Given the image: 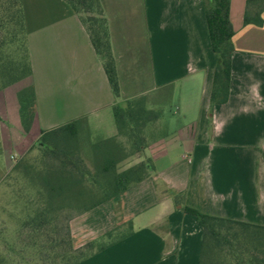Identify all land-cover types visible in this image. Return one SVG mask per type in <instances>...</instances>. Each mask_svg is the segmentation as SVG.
Returning <instances> with one entry per match:
<instances>
[{
  "label": "crops",
  "instance_id": "obj_1",
  "mask_svg": "<svg viewBox=\"0 0 264 264\" xmlns=\"http://www.w3.org/2000/svg\"><path fill=\"white\" fill-rule=\"evenodd\" d=\"M247 1H231L230 98L212 107L217 55L203 0H99L119 96L80 15L65 0H24L33 73L0 90V180L44 132L86 119L92 141L118 137L114 107L140 97L160 112L144 150L124 161L146 162L148 178L72 224L74 241L118 228L126 237L79 264H199L204 230L175 194L204 214L264 226V25L244 24Z\"/></svg>",
  "mask_w": 264,
  "mask_h": 264
},
{
  "label": "trees",
  "instance_id": "obj_2",
  "mask_svg": "<svg viewBox=\"0 0 264 264\" xmlns=\"http://www.w3.org/2000/svg\"><path fill=\"white\" fill-rule=\"evenodd\" d=\"M65 1L80 15L102 59L109 83L119 96L108 24L99 0ZM231 1L203 0L212 48L217 55L212 107L226 104L230 98L236 34L230 18ZM263 14L264 0H248L244 24L263 26ZM32 73L24 0H0V90L29 78ZM32 95V89L18 94L26 131L30 129ZM159 117L160 112L149 109L147 99L140 97L114 107L118 137L92 141L86 119L43 133L36 147L43 152L44 166L37 173L39 192L32 201L38 209L35 216L23 224L18 237L27 247L31 240V247L39 249L40 254L67 244L70 250L54 259L44 254L41 264H79L126 237L118 228L105 235L109 242L96 240L77 248L71 221L148 178L151 169L146 162L125 170H121L120 165L129 155L144 150V129ZM119 138L127 140L131 153ZM174 200L177 207L194 215L204 230L199 264H264V226L204 214L187 207L183 194H175ZM63 233L66 239L60 238Z\"/></svg>",
  "mask_w": 264,
  "mask_h": 264
},
{
  "label": "rangeland",
  "instance_id": "obj_3",
  "mask_svg": "<svg viewBox=\"0 0 264 264\" xmlns=\"http://www.w3.org/2000/svg\"><path fill=\"white\" fill-rule=\"evenodd\" d=\"M10 91L12 90L6 92L8 99L10 98ZM1 130L0 124V136ZM123 143L127 152L131 153V145L127 143L126 139ZM9 152L8 154H10ZM12 153L14 154L15 151ZM132 161L123 162L120 169L125 170L133 166ZM43 166V152L34 147L24 158L16 161L12 170L0 180V261H2L0 264H41L43 261L41 258L44 254L54 259L58 254L63 255L64 251L70 250V246L67 244L56 251L45 250L40 254L39 249L31 247V240L27 242L29 244L27 247L23 245L20 237H18L23 224L34 217L36 209H38L32 201L37 198L39 192L37 173L43 169ZM77 218L72 219L71 229L72 224L78 221ZM75 234H77V231H75ZM78 237L74 241L75 247H83L86 244L84 241L86 236L79 235ZM60 238L66 239L65 234H61ZM98 240L109 242L105 236L98 238Z\"/></svg>",
  "mask_w": 264,
  "mask_h": 264
},
{
  "label": "built area",
  "instance_id": "obj_4",
  "mask_svg": "<svg viewBox=\"0 0 264 264\" xmlns=\"http://www.w3.org/2000/svg\"><path fill=\"white\" fill-rule=\"evenodd\" d=\"M15 159V158H14ZM16 160V159H15Z\"/></svg>",
  "mask_w": 264,
  "mask_h": 264
}]
</instances>
